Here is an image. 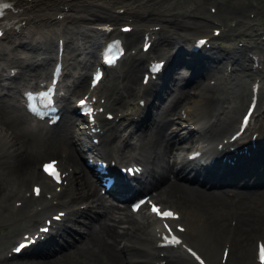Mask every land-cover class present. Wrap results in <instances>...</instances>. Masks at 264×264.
<instances>
[{
  "label": "bare ground",
  "instance_id": "obj_1",
  "mask_svg": "<svg viewBox=\"0 0 264 264\" xmlns=\"http://www.w3.org/2000/svg\"><path fill=\"white\" fill-rule=\"evenodd\" d=\"M6 1L9 7L4 12L5 18L13 21V17H18L17 22H23V25L5 27L0 36V63L5 62L0 66V70H4L5 66L18 68V72L1 87L9 93V99L11 95L14 96L22 81L33 75L43 76L40 73L51 59L50 53L55 38L56 43L61 40L64 53L71 47L82 52L83 45L79 47L82 43L90 47L96 46L100 37H123L124 43L133 47L139 35H146L152 40V45L146 53L138 51L128 54L121 65L106 71L104 86L91 91L89 97L95 93L97 99L103 100V104H97L96 107L103 106L104 111L96 113L92 127L99 131L90 135H83L79 124L76 127L72 121L75 107L71 105V98L85 86V78L78 75L76 67L88 65L93 59V53L90 55L91 59L83 56L75 60V66L71 67L76 73L73 84L66 90L65 95L58 99L61 123L57 122L43 130L30 128L19 112H11L13 103L8 104L9 100L7 102L5 95L0 97V237L3 238L0 239V251L14 236L36 228L43 215L46 216L55 206L58 207L57 210L64 212L62 219L51 227L44 241L19 253L47 255L51 251L71 246L41 263L14 261L12 258L18 255L9 258L4 255L0 258V264H121V261L130 264H191L188 258L195 262L181 244L163 249L153 245L155 233L160 232L161 228L158 223L154 227L149 226L153 223V217L147 212L139 209L140 216L137 217L124 204L116 206L103 203L94 192L93 183L89 182L71 144L67 142L70 138L74 143L79 142L90 152L102 155L107 160H145L146 169L133 195L144 191L149 198L167 203V206L179 212L185 226L181 243H188L200 249L199 251L208 257L210 264H257L250 252L248 240L254 231L264 230V184L258 181L255 185H243V190L239 193L231 192L225 195L219 189L222 188L220 186L223 183L235 182L233 178L230 181L223 180L222 175H227L229 167H225L222 172L211 173L197 168L191 162L183 161L181 157H178L179 161L176 163L179 162V166L176 167L174 158L183 146L190 144L192 147L189 150L193 151L198 142L201 143L199 150L202 155L216 158L220 150H217L216 144L213 143L221 142L223 135L219 137L220 133L226 132L233 125L243 101L245 88L242 84L237 86L236 82V90L230 84L219 87L224 75H215L212 85L208 81L205 84L201 80L202 73L206 75L224 70L227 64L234 72L237 69L242 70L245 76L251 77V81L258 84L256 112L253 116H260L261 119L264 117V39L259 40L258 36L264 33V29L258 33V29H253L250 25L251 30L256 31L255 35L248 36L251 42L245 41L240 46L230 45V39L241 33L242 27L240 29L239 26L243 23L241 20L244 19V11L248 10L246 7L250 6L249 10H254L261 2ZM154 4H157L156 12L150 9ZM205 5L213 6L215 12L208 14ZM122 11L121 15L118 14ZM143 16L148 18L146 21L153 22H144ZM162 20L166 21L160 22ZM127 23H131V29L128 32H119V28ZM95 24H99L101 28L94 27ZM213 28H219L218 36L223 43L216 44L213 41ZM171 29L175 31L174 34H169ZM195 34L207 38L211 46L191 56L186 46ZM37 37L41 40L37 41ZM140 42L142 45V39ZM18 47L22 49L17 50ZM25 48L31 51H26ZM251 49L259 56L256 58L257 66L248 64V67L245 63L248 58L245 56L246 51ZM32 52L35 54L32 55ZM183 52L191 57L188 63L180 60ZM41 53H44V57L37 60L35 56ZM152 54L169 57L164 76L147 87L139 84L137 86L135 76L143 68V62ZM180 67L184 69L181 71ZM186 70H189L187 79H184L183 74L181 79V76H175V73ZM186 85L191 86L190 92L185 89ZM147 88L152 89L150 97L146 95ZM133 98H136L135 103L137 99L148 98L145 116L141 120L132 121L128 117V110L137 114L136 104L131 105L132 107L128 105ZM180 100H183L182 103ZM184 103H187L186 106L181 107ZM177 105L180 106L176 122L169 119V115ZM104 112L112 113L113 117L106 120ZM255 121L257 122L253 123V129H258L264 134L262 120ZM129 123L131 128L127 131ZM131 134L136 135L133 143L129 142ZM89 137H96L98 143H91ZM203 141H206L207 145H203ZM263 147L264 140L260 139V148ZM44 156L56 158L58 166L65 173L63 179L66 182L58 191L55 189L56 184H52L35 167L36 161ZM237 159L234 155V160ZM187 173L190 174L189 178H186ZM251 176L250 173H237L239 179ZM30 182L40 187L36 199L32 196L31 189L29 198L23 195ZM193 182L201 184L196 186ZM205 185L213 188L205 189ZM41 191L43 198L39 197ZM46 194H49V197H46ZM14 200L19 201V204L14 205ZM80 201L85 202L83 208L78 206ZM257 205H260L263 211L258 210ZM228 215L234 220L232 223H229L230 219L229 222L226 221ZM121 222L125 225L121 226ZM174 223L179 222L171 221V225ZM80 225L84 226L85 232H77L75 228ZM50 241L53 243L46 246ZM119 241H122V244L117 248ZM218 243L227 249L226 258L222 263L220 259L217 261L211 252ZM158 253L163 254L159 257ZM158 258L163 259V262L160 263L159 260L156 263Z\"/></svg>",
  "mask_w": 264,
  "mask_h": 264
},
{
  "label": "rangeland",
  "instance_id": "obj_2",
  "mask_svg": "<svg viewBox=\"0 0 264 264\" xmlns=\"http://www.w3.org/2000/svg\"><path fill=\"white\" fill-rule=\"evenodd\" d=\"M259 2H261V3H259ZM167 3H170V0L167 2ZM258 3H259V10H258V12L255 14V12L253 11V13H252V11L250 10V14H249V16L248 17H246V20L248 21L247 23H245V24H249V23H251V22H257V24H254L253 26H252V28H254V27H256V25H257V27H259V26H261L262 25V27H263V29H264V1H258ZM156 6H157V4H154V5H151L150 6V9H152V12H156ZM257 6H258V4H257ZM246 9H250V6H248V7H246ZM121 10H122V8H121ZM260 11V12H259ZM152 12H151V14L150 15H152ZM247 12H248V10H247ZM247 12L246 11H244V16H245V14H246V16H247ZM123 13V11L121 12V13H118V14H122ZM254 16V17H253ZM148 18H146L145 16H143L142 17V20L144 21V22H150V21H146ZM202 20H204V19H202ZM244 20V19H243ZM166 20H162V21H160V22H165ZM159 25V24H158ZM245 25H242V26H240V28L242 27V31L245 33V34H247L248 32H250L251 34H254V30L252 31L250 28H245L244 27ZM257 30V29H256ZM261 31H262V29H258V33H261ZM174 32L175 31H170V33L169 34H174ZM256 32V31H255ZM262 35H264V33L262 34ZM259 36V35H258ZM246 37V35H241V36H239L238 37V35H236L235 36V40L233 39L232 41H234L233 42V44H242V42H243V44H244V41H243V39ZM219 39V40H218ZM264 39V38H263ZM218 40V42H221V40H220V38H216V40L215 41H217ZM236 41V42H235ZM83 45V47H84V50H85V52H87V54H85V55H87L88 56V54H89V51H90V46H88V44H86V43H82L81 45H79V47L80 46H82ZM251 52H253L252 51V49L250 50ZM47 53V52H46ZM35 54V53H34ZM95 57V55L93 56V58ZM250 61V60H249ZM247 62H248V60H247ZM238 70V69H237ZM237 70L234 72L233 70H232V74H231V77L229 78V80L222 86V87H226L228 84H230V86H232L235 90H236V84H237V86L238 85H241L242 84V86H244V88H245V94H244V97H243V101H242V103H241V107L240 108H242V106L244 105V102H245V95H246V83H247V81H246V78L244 77V76H242V72L240 71V70H238V72H237ZM139 72V71H138ZM233 72L235 73V74H237V75H235V74H233ZM238 73H240V74H238ZM139 74L140 73H137L136 74V76H137V82H138V80H139ZM176 75L175 76H178L177 74L178 73H175ZM233 75V76H232ZM136 76H135V78H136ZM204 78H206L207 77V75H202ZM203 77H201V80L202 81H204V83L206 84L207 83V81H205V79L203 78ZM241 77V78H240ZM247 77V76H246ZM251 78V77H250ZM175 79H176V77H175ZM236 79V80H235ZM243 79V80H242ZM252 79V78H251ZM240 80V81H239ZM247 80H248V77H247ZM246 81V82H245ZM237 82V83H236ZM236 83V84H235ZM240 83V84H239ZM191 87V86H190ZM188 89H190L189 87H188ZM134 99V101H135V99L136 98H133ZM132 99V100H133ZM183 101V100H182ZM136 104V103H135ZM134 104V105H135ZM180 104V103H179ZM129 105V104H128ZM179 106L180 105H177V108H178V110H179ZM132 107V106H131ZM130 107V108H131ZM178 110H177V112H176V114L175 115H177V113H178ZM240 110V109H239ZM74 119V118H73ZM189 122V121H188ZM75 123V122H74ZM75 125H76V127H77V123H75ZM131 128V126L130 127H128L127 128V131L129 130ZM136 129V128H135ZM227 132V131H226ZM226 132H224V133H220V136L219 137H221V135H223V134H225ZM124 135H126V134H124ZM134 136H136L135 134H132V136H130L129 137V142L130 143H133V142H135V138H134ZM130 138H133V140L131 141L130 140ZM184 142V141H183ZM183 142H181L182 144H184ZM44 158H46V157H43V159ZM42 159V158H41ZM40 161V159L39 160H37V162H36V165L38 164V162ZM67 183H69V181H67ZM30 185V184H29ZM243 187V186H242ZM29 188V186L27 185V189ZM25 189H26V187H25ZM25 193V192H24ZM24 195V194H23ZM25 196V195H24ZM29 196L30 195H28V196H26V198H29ZM170 203V202H169ZM80 204V203H79ZM171 204V203H170ZM258 206V210L259 209H261V211H263V209L261 208V206L260 205H257ZM254 210H256V209H254ZM264 212V211H263ZM262 212V213H263ZM261 213V214H262ZM231 215V214H230ZM230 215H228L227 217H226V221H228L229 219H230ZM140 216V215H139ZM138 216V217H139ZM44 217V216H43ZM42 217V218H43ZM230 220H233V219H230ZM234 221V220H233ZM229 222V221H228ZM229 223H231V222H229ZM125 225V224H124ZM84 226L83 225H80L79 226V228H75V226H74V228L77 230V232H85V228H83ZM147 228V227H146ZM15 237V236H14ZM13 237V238H14ZM188 237V236H187ZM256 237H262V238H264V230H262V232H260V231H254V233H252V235L250 236V238H249V240H248V242H249V246H250V252H252L251 251V249H252V246H253V243H254V240L253 239H255ZM0 239H3L2 237H0ZM12 240V239H11ZM191 241H192V239H190ZM253 240V241H252ZM264 240V239H263ZM12 242V241H11ZM193 242V241H192ZM10 243V242H9ZM9 243H7V245L9 244ZM53 243V241H50V242H48V243H46V246L47 245H49V244H52ZM251 243H252V246H251ZM12 244V243H11ZM10 244V245H11ZM221 243H218V245L216 246V248H215V251H214V254L216 255V254H218V251H219V245H220ZM6 245V246H7ZM10 245H9V247H10ZM69 247H71L70 245H68ZM68 246L67 247H64V248H60V249H58V250H54V251H51V253H48L47 255H45V254H42V253H40V254H36V255H30V254H28L27 252H23L22 254H20V255H18L17 257H14V258H12V259H14V261L16 260V261H22V260H27L28 262L29 261H32V262H34V263H41L42 261H44V260H48V259H50V258H52V257H54L55 255H57L58 253H60V251H63V250H65L66 248H68ZM43 247H45V246H43ZM200 250V249H199ZM7 251V250H6ZM217 252V253H216ZM202 253V252H201ZM252 254V253H251ZM249 257H250V255H249ZM159 258L157 259V261H156V263H158L159 262ZM188 260L190 261V263L191 264H196L191 258L189 259L188 258ZM126 261V260H125ZM121 263H122V261H121ZM123 263H125L126 264V262H123ZM127 264H130L129 262H127ZM210 264V263H209Z\"/></svg>",
  "mask_w": 264,
  "mask_h": 264
},
{
  "label": "snow or ice",
  "instance_id": "obj_3",
  "mask_svg": "<svg viewBox=\"0 0 264 264\" xmlns=\"http://www.w3.org/2000/svg\"><path fill=\"white\" fill-rule=\"evenodd\" d=\"M9 7V4L5 3L4 0H0V14L3 13L4 9L8 8ZM125 31H127V29H125ZM201 43H204L203 41H201ZM111 49L109 48V51ZM108 64H113L114 63V58L109 56L107 58V61H106ZM96 79L98 80L99 79V75H97ZM44 95H47V93H45ZM81 104V107L83 108L85 106V102L82 100L80 102ZM92 112V109L91 108H88V114H91ZM244 123L246 124L247 123V118L245 119ZM55 163L56 162H51V163H46L43 165V169L45 171L46 174H48L49 176H51L53 179H55L57 181V183L60 182V173L58 172V170H56V167H55ZM39 189H35V192L37 193V195L39 194ZM152 211L154 214H156L157 216H159L161 219H173L175 218L174 216V213H172L171 211H164V212H161L156 206H153L152 207ZM63 215V214H61ZM59 216L55 217V219L59 220ZM165 227L167 228L168 225H165ZM42 232H46L48 231L47 228H43L41 229ZM164 240V242L166 244H179L180 241L178 239H176L174 236L169 239L168 236H164L162 238ZM27 245H24V244H21L17 251H19L21 248L23 247H26ZM259 258H260V262L261 264H264V244H261L260 245V249H259Z\"/></svg>",
  "mask_w": 264,
  "mask_h": 264
}]
</instances>
